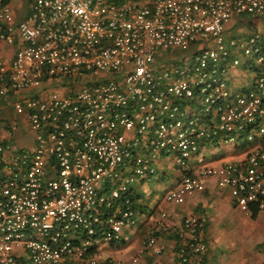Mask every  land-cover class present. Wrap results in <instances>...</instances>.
Returning a JSON list of instances; mask_svg holds the SVG:
<instances>
[{
	"label": "built area",
	"instance_id": "built-area-1",
	"mask_svg": "<svg viewBox=\"0 0 264 264\" xmlns=\"http://www.w3.org/2000/svg\"><path fill=\"white\" fill-rule=\"evenodd\" d=\"M245 16L264 0H0V98L29 127L0 129V264H125L99 253L125 243L134 184L169 158L181 174L165 202L214 183L264 214V33L229 32ZM238 67L247 89L231 87ZM236 138L239 158L194 159ZM200 227L184 217L176 264H205ZM147 251H163L153 231L130 264Z\"/></svg>",
	"mask_w": 264,
	"mask_h": 264
},
{
	"label": "crops",
	"instance_id": "crops-1",
	"mask_svg": "<svg viewBox=\"0 0 264 264\" xmlns=\"http://www.w3.org/2000/svg\"><path fill=\"white\" fill-rule=\"evenodd\" d=\"M238 25H240V23H237L235 27ZM233 71H235V69H232L231 73H229V79H231L230 76H233ZM232 88L238 89L234 86ZM242 89L247 88L243 86ZM3 122L10 123L7 119L0 118V129H6L2 126ZM16 138L20 145L30 144L29 138H26L21 142L19 140L22 139L20 134H17ZM212 147L213 146H206L204 149L211 151ZM239 157V151H234L225 158H231L232 160L230 161H233ZM204 158L206 159L207 165H218L223 162H227L224 155ZM194 159L197 158L194 157ZM159 166V172L161 173L157 179H163L167 173L164 174L162 171L167 168L168 162H162ZM180 174L181 172L179 170L178 175L174 178L173 185L167 190L176 185ZM152 178L153 177L147 180ZM141 183L142 181H139L133 186L135 209L137 207V203L139 202V198L141 197V193L134 189ZM252 207L257 211L255 217H252ZM144 213L146 214L140 220L137 219V225L133 228V233L131 232V235H128L129 239L127 238L122 246L113 245L102 249V252L105 255L103 258H114L124 262L125 264H130V260L136 255L143 237L149 231H153L157 239V244L163 248V251L160 255H155L150 251L140 254L137 264H176L177 260L175 253L179 245L182 243V240L178 237V231L182 225L184 217L189 215L196 216L199 219L201 234L207 245H209L207 237L211 240L217 235L213 234L214 228L223 231V234H220V237H234L236 235L247 236L248 227L246 226L249 225V220L257 222L259 227L264 223V214L260 213L254 205L250 207V213L248 214L240 211L237 207H235L229 190L218 188L214 183H210L205 191L197 192L188 196L182 204L167 203L163 200L162 195L155 203L154 208H147ZM162 214H164V216H162ZM250 231L253 230L250 229ZM252 239H254V237ZM232 244L235 245V242H232ZM239 245L241 247V244ZM102 252H100L99 255L102 254ZM263 258L264 252L261 250L251 249L249 246H246L244 249L239 251L236 257L227 258V261L222 258L219 261L215 260L214 254L212 250L209 249V246H207V250L204 255L205 264H259Z\"/></svg>",
	"mask_w": 264,
	"mask_h": 264
},
{
	"label": "rangeland",
	"instance_id": "rangeland-1",
	"mask_svg": "<svg viewBox=\"0 0 264 264\" xmlns=\"http://www.w3.org/2000/svg\"><path fill=\"white\" fill-rule=\"evenodd\" d=\"M245 18L247 22L245 24L236 26L234 30L229 31L230 34H233L234 36H238V37H243L250 30L247 27L248 23H250L251 25L255 24L256 29L264 33V17H254L255 19H253L252 16H246ZM190 52H191L190 48L174 49L171 58L173 60L179 59L183 63L189 62L191 59ZM230 78H231L230 83L232 87L234 86L236 88H242L244 86L245 88H248L254 79V71L251 72L244 71L241 67H238L235 69V71H233V76H230ZM53 89L57 91L62 90L61 88H57V87H53ZM0 118L7 119L8 121H10V123L16 122L17 129H29L25 119L23 117L18 116L15 113L13 99L0 98ZM20 137L22 138L19 139L21 142L25 140L26 139L25 132H23V134L20 135ZM236 142L238 144L242 143L243 138H236L235 140L227 143L224 146H213L211 151H209L208 149H202L200 153L196 156V158H202V157L208 158L211 156H218V155H224L225 158L227 155L235 151ZM225 160L230 161L232 159L225 158ZM160 173L161 172H158L150 180L142 181V183L136 186L134 189V190H138L141 193V197L139 198V202L137 203V207L135 209L136 218L139 220L146 214L144 213L145 210L147 208L153 209L155 203L161 198L162 195H164L167 189L173 185L174 178L178 175L179 169L176 166H174L172 159L169 158L167 168L162 171V173L164 174L167 173V175H165V178L157 179ZM246 227H248L247 236L236 235L234 237L223 236V235H222L223 237H220V234H223V231L217 230L215 228L213 229L214 230L213 234L214 235L217 234V235L211 240L209 237H207V242L209 244L207 246H209V249L212 250L215 260L219 261L222 258L225 261H227V258L236 257L239 251L244 249L246 246H249L251 249L261 250L262 252H264V223L259 227V224L257 222L249 220V225ZM250 229H252L253 231H250ZM133 231H134L133 229L124 231L122 234L123 238L124 239L128 238V235H131V232L133 233ZM253 237L254 239H252ZM232 242H235V245H233ZM239 244H241V247ZM104 247H109V246L105 245ZM99 256L103 258V256L105 255L102 252V254H100Z\"/></svg>",
	"mask_w": 264,
	"mask_h": 264
},
{
	"label": "trees",
	"instance_id": "trees-1",
	"mask_svg": "<svg viewBox=\"0 0 264 264\" xmlns=\"http://www.w3.org/2000/svg\"><path fill=\"white\" fill-rule=\"evenodd\" d=\"M248 28L249 29H254L251 25H248ZM133 206H134V208H135V197H133ZM252 217H255L256 216V214H257V211L252 207Z\"/></svg>",
	"mask_w": 264,
	"mask_h": 264
}]
</instances>
